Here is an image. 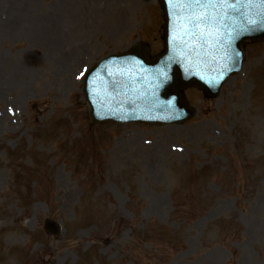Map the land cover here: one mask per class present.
Here are the masks:
<instances>
[{"label":"rangeland","instance_id":"1","mask_svg":"<svg viewBox=\"0 0 264 264\" xmlns=\"http://www.w3.org/2000/svg\"><path fill=\"white\" fill-rule=\"evenodd\" d=\"M162 24L157 0H0V264H264V44L182 125L89 123L83 74L161 52Z\"/></svg>","mask_w":264,"mask_h":264},{"label":"water","instance_id":"2","mask_svg":"<svg viewBox=\"0 0 264 264\" xmlns=\"http://www.w3.org/2000/svg\"><path fill=\"white\" fill-rule=\"evenodd\" d=\"M162 5L164 6L162 0H159ZM248 0H241V5L239 6V9H245L246 7V2ZM230 3L233 4V3H236L235 0H230ZM167 7V6H164V8ZM230 8H234V9H237L238 7L234 6V5H231L229 7ZM165 10V9H164ZM190 11L193 13L195 11V13H197L198 11H202L203 13L207 12V10L205 8H201L199 6H196L194 5L192 9H190ZM221 13H223V9L219 10ZM236 15V14H235ZM253 17H255L254 15V10L253 8H249V9H246V12H242L241 10V13L240 15L238 16V21L240 23H243L247 20H251ZM171 18H175V17H170L169 19L171 20ZM258 20V19H256ZM216 22H218V20L216 19ZM229 28V27H228ZM226 31V28H222L219 33H224ZM219 39L218 35H215V36H211L209 37L204 43L205 45H203V50H204V53L206 55L209 54L210 51H208L207 47L209 45V43L211 42H217V40ZM230 39H233L232 41V50L234 51H237L238 48H239V45L241 44V42L245 41V40H248V39H258V40H264V24L260 27H256V28H250V26H246V29L243 31L241 29L237 30L236 33H232L230 34ZM221 42L222 44H224V39H221ZM174 52L178 53V50L176 49H173ZM228 55V53H227ZM140 57L145 61V57L143 56V53L140 54ZM170 82H167L166 85H169L171 82H174L173 84L178 86V89L182 88V87H185V86H197L198 88H202L199 86V84L195 81V79L193 77H190V78H186V79H181L180 78V75H179V72L177 71V69L175 67H173L170 71ZM173 84L169 85L167 87V89L165 90V94L166 97L168 95H171L172 93L174 94H178L176 92H173L172 90V87L174 86ZM173 85V86H172ZM179 95V94H178ZM179 99H177V103L179 106H182L183 108L186 109V107L183 105V103L181 102L182 100V97L179 95L178 96ZM53 233V232H52Z\"/></svg>","mask_w":264,"mask_h":264},{"label":"snow or ice","instance_id":"3","mask_svg":"<svg viewBox=\"0 0 264 264\" xmlns=\"http://www.w3.org/2000/svg\"><path fill=\"white\" fill-rule=\"evenodd\" d=\"M188 2L192 5H196L199 7L213 6L217 4H225V5L230 4V0H188ZM248 2L252 3L253 0H248ZM258 2L264 5V0H258ZM188 23L192 26V28H198L199 25L201 24L205 25L206 27H211L212 19L206 12L198 15L194 11L190 16ZM194 35L196 34L194 33ZM198 35L203 36L204 32L201 31L198 33Z\"/></svg>","mask_w":264,"mask_h":264}]
</instances>
